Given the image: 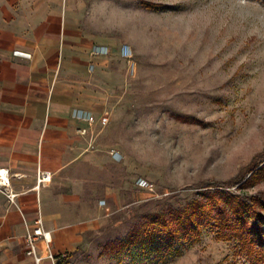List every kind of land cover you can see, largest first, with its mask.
I'll return each instance as SVG.
<instances>
[{"label":"rangeland","instance_id":"1","mask_svg":"<svg viewBox=\"0 0 264 264\" xmlns=\"http://www.w3.org/2000/svg\"><path fill=\"white\" fill-rule=\"evenodd\" d=\"M84 2L132 58L114 72L123 99L95 147L65 172V223L49 230L57 264H264L257 244L213 221L162 253L121 242L142 214L200 192L256 200L264 215V0Z\"/></svg>","mask_w":264,"mask_h":264},{"label":"crops","instance_id":"2","mask_svg":"<svg viewBox=\"0 0 264 264\" xmlns=\"http://www.w3.org/2000/svg\"><path fill=\"white\" fill-rule=\"evenodd\" d=\"M83 5L84 0H0V167L9 169L15 194L12 202L0 190V264H35L26 254L25 235L39 216L47 231L64 226L66 193L59 189L65 172L82 163L106 126H88L72 118L71 109L108 116L123 99L114 93L122 84L114 75L124 60L122 44L109 41L97 16L83 14ZM92 44H106L114 53L92 55ZM15 49L31 57L15 56ZM83 127L85 134L79 132ZM39 172L50 179L39 182ZM51 231L48 251L57 264Z\"/></svg>","mask_w":264,"mask_h":264},{"label":"trees","instance_id":"3","mask_svg":"<svg viewBox=\"0 0 264 264\" xmlns=\"http://www.w3.org/2000/svg\"><path fill=\"white\" fill-rule=\"evenodd\" d=\"M199 194L201 197L182 207L142 214L143 221L130 230L122 244L137 243L156 253L170 251L176 244L197 239L203 224L213 221L218 231L228 228L240 233L247 243L257 244L260 253L264 252V215L255 208L256 200L235 198L230 192L218 190Z\"/></svg>","mask_w":264,"mask_h":264},{"label":"built area","instance_id":"4","mask_svg":"<svg viewBox=\"0 0 264 264\" xmlns=\"http://www.w3.org/2000/svg\"><path fill=\"white\" fill-rule=\"evenodd\" d=\"M90 53L92 55H107L109 53V47L106 44H92L90 48ZM13 54L15 56L24 57V58H30L31 53L15 49L13 51ZM120 54L127 58V60L130 63V60L132 58V48L126 44L123 43L120 47ZM71 116L72 118L83 121L88 124V126H93L96 123H101L102 125L107 124L109 118L106 115L97 117L92 111L82 108V107H73L71 109ZM79 132L81 134H85L87 132L86 128H80ZM110 156L114 160H119L121 158V153L118 150L111 149L109 152ZM50 174L48 172H39V175L37 176V180L40 182L41 180H49ZM135 183L137 187L141 189H145L147 191H153L154 190V184L150 180H147L144 177H138L135 180ZM0 190L5 193V195L8 197L10 201H14V193L11 188V180H10V172L9 169L6 167H0ZM101 204L104 203L102 200L100 202ZM49 231L45 230L42 226V219L39 216L35 220L34 226L31 228H28L27 233L25 235L26 243H27V249L26 254L28 256H31L35 262V264H40L41 260L43 259L44 254H46L54 263L53 255L48 251L49 245L47 243ZM64 255V254H63Z\"/></svg>","mask_w":264,"mask_h":264}]
</instances>
